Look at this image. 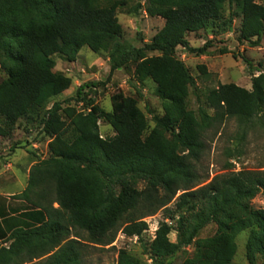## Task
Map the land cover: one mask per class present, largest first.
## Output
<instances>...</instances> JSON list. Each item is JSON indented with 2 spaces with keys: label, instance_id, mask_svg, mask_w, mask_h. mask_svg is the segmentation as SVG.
<instances>
[{
  "label": "trees",
  "instance_id": "obj_1",
  "mask_svg": "<svg viewBox=\"0 0 264 264\" xmlns=\"http://www.w3.org/2000/svg\"><path fill=\"white\" fill-rule=\"evenodd\" d=\"M256 1L145 0L135 11L164 25L149 43L134 47L120 42L123 0H0V139H10L22 120H38L50 139L48 159L37 160L26 189L14 197L29 207L22 225L3 240L8 246L0 244V264H82V234L102 247L118 232L141 238L148 229L143 220L158 211L174 224L162 222L144 247L152 264H171L187 247L193 256L181 264H231L242 233L247 263L264 264V209L251 205L258 195L264 201V172L229 173L201 186L195 167L208 130L226 119L247 125L264 116V72H251L250 91L234 84L207 91L194 112L186 100L195 84L176 56L178 48L206 51L208 45L191 48L187 36L220 21L226 4L240 16L239 41L258 47L264 6ZM85 48L107 53L111 75L132 65L139 83L154 84L162 114L154 116L152 129L137 100L121 91L110 96L111 112L103 111L84 94L94 84L76 92L85 109L68 106L71 100L49 107L71 86L70 78L54 72L55 56L73 63ZM101 121L112 128V138H101ZM209 225L216 227L214 235L199 238ZM118 264L140 263L120 251Z\"/></svg>",
  "mask_w": 264,
  "mask_h": 264
},
{
  "label": "rangeland",
  "instance_id": "obj_2",
  "mask_svg": "<svg viewBox=\"0 0 264 264\" xmlns=\"http://www.w3.org/2000/svg\"><path fill=\"white\" fill-rule=\"evenodd\" d=\"M123 1L126 3L125 6L117 10V18L123 30L120 42L141 47L151 41L163 27L164 21L160 18L148 17L143 10L139 13L135 11L136 4L144 5L145 0ZM256 2L264 6V0ZM240 23V16L234 7L226 4L220 21L216 24H209L199 33L187 36V41L193 49L209 46L203 54L196 55L188 53L183 48L177 49V58L183 62L195 84V87L190 89L186 100L189 110L196 112L202 107L204 94L217 88L218 85L234 84L250 91L252 78L259 75L257 70L264 72V34L258 47L240 42L238 39ZM156 55L152 53L148 56ZM54 59V72L70 78L71 86L53 99L49 107L55 102L71 100L68 106L76 107L77 110L85 109L83 103L77 102L76 92L85 85L94 84V88H85L84 94L91 97L95 104L105 112H111V94L121 91L125 96L137 100L138 108L144 115L149 129L155 125L154 116L162 114L161 103L156 95L154 84L150 81L139 83L133 76L132 65L121 68L111 75L107 53L95 55L86 48L81 50L73 63L65 62L59 56H55ZM244 59L251 64L250 69ZM200 67L205 69V75L201 73ZM251 72L254 74L253 77ZM4 78L3 73L0 72V82ZM98 125L101 138L110 139L114 136L108 124L101 121ZM41 129L38 120L30 123L22 120L13 130L10 139H0V197L10 202L13 208H19L21 205L12 199L21 195L26 189L32 166L37 160L41 161L49 157L50 139L42 133ZM204 143V154L195 164L196 171L203 180L201 186L215 177L229 173L264 172V116L254 119L247 125L241 124L235 118L226 119L221 125L205 133ZM143 188L144 184L139 183L138 189ZM51 199L52 196L46 201ZM251 205L255 209H264L261 195H258ZM28 207L29 203H26L24 208L28 210ZM52 207L53 209L58 208L56 204ZM170 208L172 209V206ZM143 221L148 229L141 238H129L118 232L114 242L105 247L88 244L85 234H82L83 238L80 240L83 244L82 264H118L120 251L127 252L140 264H152L144 247L146 248L154 240L156 231L162 222H167L169 225H173L174 222L165 220L163 211H158ZM215 231L216 227L209 225L201 232L199 238L211 237ZM73 234L75 233H71V236ZM168 238L170 242L175 243L176 234L171 233ZM246 238V233L238 236L237 252L231 264H248L244 250ZM0 244L2 247L8 246L3 241H0ZM193 253V247H187L171 259V264H181L185 259L191 258Z\"/></svg>",
  "mask_w": 264,
  "mask_h": 264
},
{
  "label": "crops",
  "instance_id": "obj_3",
  "mask_svg": "<svg viewBox=\"0 0 264 264\" xmlns=\"http://www.w3.org/2000/svg\"><path fill=\"white\" fill-rule=\"evenodd\" d=\"M12 200L23 206L13 208L10 202H6L4 198L0 197V241H3L16 227L21 226L24 222L22 214L25 211L26 203L16 198Z\"/></svg>",
  "mask_w": 264,
  "mask_h": 264
},
{
  "label": "built area",
  "instance_id": "obj_4",
  "mask_svg": "<svg viewBox=\"0 0 264 264\" xmlns=\"http://www.w3.org/2000/svg\"><path fill=\"white\" fill-rule=\"evenodd\" d=\"M144 14H146L144 11H143Z\"/></svg>",
  "mask_w": 264,
  "mask_h": 264
}]
</instances>
